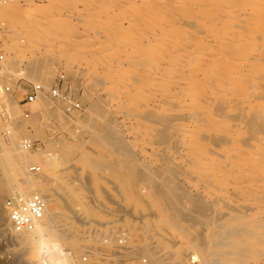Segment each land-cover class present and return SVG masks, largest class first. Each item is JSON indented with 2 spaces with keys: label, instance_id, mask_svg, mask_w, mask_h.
<instances>
[{
  "label": "bare ground",
  "instance_id": "obj_1",
  "mask_svg": "<svg viewBox=\"0 0 264 264\" xmlns=\"http://www.w3.org/2000/svg\"><path fill=\"white\" fill-rule=\"evenodd\" d=\"M18 1L0 0V17L21 36L19 42L46 38L42 52L56 43L66 65L79 56L104 92L103 106L139 121L156 146L157 160L149 163L157 173L151 186L157 222L134 229L140 247L149 248L144 234L157 227L171 238L175 259L185 246L195 264H264V0H64L57 13L50 4ZM17 60L9 61V70ZM38 65L29 62V72L41 75ZM109 120L99 127L102 141L114 139L108 144L123 138ZM28 152L13 143L7 151V164L19 175L8 192L41 195L45 212L32 230L15 238L32 243L46 264H75L61 242L80 234L70 227L56 230L57 201L46 199L36 187L37 175L29 173H47L61 165L59 158L46 156L34 166ZM139 169L141 175L150 171L146 165ZM122 183L133 193L129 181ZM154 254H147L148 264H155Z\"/></svg>",
  "mask_w": 264,
  "mask_h": 264
},
{
  "label": "rangeland",
  "instance_id": "obj_2",
  "mask_svg": "<svg viewBox=\"0 0 264 264\" xmlns=\"http://www.w3.org/2000/svg\"><path fill=\"white\" fill-rule=\"evenodd\" d=\"M59 1L63 3L64 0H19L18 4L19 6L50 4L57 13V9L60 10L64 5ZM77 9H82L81 4H77ZM56 13L53 12V14ZM9 23L8 20L0 17V50L4 55L3 61L0 63V264L47 263V261L45 263L42 261L46 255H43L42 252L40 254L39 249L33 248L32 243L20 244L19 238H15L17 235L15 236L14 232L11 231L4 210V200L10 196L8 190L11 185L16 186L19 179L17 172L7 164V151L12 143L21 146L24 140L33 144L32 149L28 150L30 154L28 159L34 161V166H38L41 158L46 156L59 158L61 165L52 170H47V173L42 168L37 172L38 174L30 171L29 173L37 175L34 176L38 178L36 187L41 190L46 199L57 201L59 215L55 220H59V224H57L56 230L70 227L75 228V234H80L75 235L71 242H61L64 253L68 254V258L73 259L71 260L73 263L148 264L147 254L154 252L155 264H195L191 258L194 252L185 246H182L181 255L175 259L170 248L171 245L173 246L171 238L157 227L150 229L148 234H144L148 238L147 242L150 243L146 250L140 247L142 242L134 232V229L143 223L152 225V221L157 222V215H155L157 202L151 191V186L155 183L152 179L153 174L156 176H154L155 181L157 178V173H154V166L151 163L157 160V151L143 125L139 121L131 120L124 115L122 117L115 106H103L106 103L105 95H102L104 92L100 86L92 83L90 69L87 68L88 66L86 67L83 61H80L79 56H73L74 58L72 57L66 65L62 60L64 59L63 53L61 56L59 46L56 43L52 44L53 46L48 44L53 49L55 48L54 50L49 48L50 52L44 50L43 53L41 45L47 44L48 39L46 40L43 36L44 40H33L31 41L32 44L25 39V42H19L23 39L21 36L17 37ZM15 40L16 43H14ZM4 45L17 46V48L14 47L17 53L13 50L10 51V46H6L9 50L5 49ZM56 49L58 50L55 51ZM36 51L37 53L41 52L37 54ZM57 52L60 56L56 55ZM12 59H18L16 61L17 67L9 70L8 66H11L9 61ZM33 60L36 63L38 61L39 67H37L43 72L41 75L37 76V74L29 72V62L31 63ZM5 69L9 71L7 70V72ZM29 83L39 84L46 91L57 89L59 93L65 96L66 103L63 104L61 100H56L44 92L39 97L40 101L36 99L31 104L23 105L20 100L24 96L25 86ZM5 87H10L11 91L5 93ZM68 102L77 103L79 108L72 107ZM96 103L98 107L95 106ZM100 104L102 107H99ZM69 106L70 108H68ZM103 110L105 114L102 115ZM24 112L29 113L28 117L23 115ZM109 118L112 119L113 123L110 124V128L114 127V131L118 129L116 132L120 134L119 131H121L120 135H123V141L122 139H115V141L123 142L120 144H125V147L123 145V148L118 146L120 145L118 141L113 142L117 145L108 144L114 139L102 141L103 132L101 133L100 129L109 125ZM104 122L106 124H103ZM112 125L113 127H111ZM95 127L97 130L99 127L100 129L97 131ZM127 145L128 147H126ZM118 147L122 149L119 154ZM125 150L127 152L132 150V152L130 151V155L133 154L131 155L132 159L129 157V153L126 152L127 155L122 153ZM125 156L128 159L124 158ZM133 161L135 165L132 164ZM96 165L97 167H95ZM145 165L149 167V176L144 173L141 175L139 168ZM131 168L133 171L132 174H129ZM135 171L140 174L138 175ZM148 177L151 178L148 179ZM8 178L10 181L7 180ZM125 180L133 186V193L123 190L122 182ZM151 199L154 201L152 202ZM66 232L70 233L69 231ZM162 243H167L169 249L163 250ZM125 248L129 249L125 250ZM130 252L132 253L130 254ZM184 253L185 255H183ZM196 255L200 256L198 253ZM101 259L104 260L101 261Z\"/></svg>",
  "mask_w": 264,
  "mask_h": 264
},
{
  "label": "built area",
  "instance_id": "obj_3",
  "mask_svg": "<svg viewBox=\"0 0 264 264\" xmlns=\"http://www.w3.org/2000/svg\"><path fill=\"white\" fill-rule=\"evenodd\" d=\"M15 0H7L9 3H13ZM4 58L3 52L0 50V63ZM10 87H5L4 92H10ZM46 92L50 97L61 100V103H66V98L62 93H59L57 89H46L35 83H29L25 86V93L20 103L28 105L36 101V99ZM72 107L79 108L77 103H70ZM70 108V106L68 107ZM25 117H28L29 113L24 112ZM23 149L30 150L33 144L28 140H24L21 144ZM30 172H38V168H31ZM4 210L7 214L10 228L14 233L28 232L42 219L45 212V201L39 194H33L29 198H23L19 195L8 196L4 200Z\"/></svg>",
  "mask_w": 264,
  "mask_h": 264
}]
</instances>
